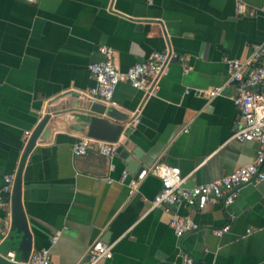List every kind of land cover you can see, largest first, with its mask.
I'll return each instance as SVG.
<instances>
[{"label": "crops", "instance_id": "0c3cea01", "mask_svg": "<svg viewBox=\"0 0 264 264\" xmlns=\"http://www.w3.org/2000/svg\"><path fill=\"white\" fill-rule=\"evenodd\" d=\"M262 41L264 0H0V193L6 176L12 192L26 141L51 107L75 106L95 85L88 65L102 58L101 46L113 49L122 71L152 51L171 55L149 93L126 82L114 89L113 104L135 114L118 142L128 160L93 148L75 156L72 145L85 136L64 131L28 154L16 184L32 251L77 264L101 239L115 246L100 264L179 263L182 253L195 264H264V179L244 185L229 206L219 200L203 209L150 208L161 186L155 176L132 194L128 186L158 161L179 167L192 187L254 160L256 141L230 140L239 113L224 59L248 63ZM214 87L222 89L209 97ZM4 203L0 237L10 223ZM178 217L198 228L177 237L170 221Z\"/></svg>", "mask_w": 264, "mask_h": 264}, {"label": "built area", "instance_id": "2783aa9c", "mask_svg": "<svg viewBox=\"0 0 264 264\" xmlns=\"http://www.w3.org/2000/svg\"><path fill=\"white\" fill-rule=\"evenodd\" d=\"M151 3V0H148ZM236 10L243 11V4L237 3ZM99 52L102 58L91 62L88 69L95 85L87 91V96L95 102L106 106L113 104V92L119 82H126L136 89L149 93L155 86L157 79L168 74L167 64L171 55L167 52L152 51L142 62H137L125 70H120L114 62V51L111 47L101 46ZM183 59L182 57L180 58ZM229 82L234 83L236 94L233 97L234 105L238 109V118L230 140L237 142L256 141L259 145L257 155L251 163L234 169L227 175L212 181L199 183L192 187L185 186L186 177L182 175L179 167L158 161L153 165L142 168L135 177L128 182L129 192L132 194L138 183L147 176H155L160 180L161 186L151 201L150 208L173 206L183 204L203 209L207 204L222 201L229 206L238 196L239 190L254 181L264 179V41L252 45V53L248 63L239 59H227ZM222 87H214L208 92L209 97L218 95ZM28 135V133L26 134ZM95 149L108 159L116 155L115 143L80 137L72 145L75 156L85 154L89 149ZM123 171L122 180L127 177ZM2 191L10 192L12 177L4 178ZM5 203L0 197V207ZM10 218V217H9ZM10 224V223H9ZM170 226L177 237L184 233L194 231L198 225L189 217H178L170 221ZM9 228V225H5ZM229 225L213 229V233L221 236L228 231ZM61 231H55L51 242H55ZM114 242L95 240L89 245L85 259L77 264H100L113 255ZM13 260V251L4 255ZM26 264H56L47 249L31 251ZM167 264H195L188 253L181 254L179 263Z\"/></svg>", "mask_w": 264, "mask_h": 264}, {"label": "water", "instance_id": "95a60500", "mask_svg": "<svg viewBox=\"0 0 264 264\" xmlns=\"http://www.w3.org/2000/svg\"><path fill=\"white\" fill-rule=\"evenodd\" d=\"M80 99H82V101L79 100L81 104L75 106L61 105L59 107L57 104L51 107L47 117L31 132L20 159L16 181L34 146L37 143L50 142L56 131L115 143L117 144L116 152L125 159H129V154L118 142L127 124L135 118V114L115 105L106 106L97 103L85 95H82ZM134 155L138 156L136 152ZM16 181L11 193L4 191L0 193L3 202H10L9 228L6 234L0 237V264H26L32 251V234ZM7 251H13V260L4 256Z\"/></svg>", "mask_w": 264, "mask_h": 264}]
</instances>
